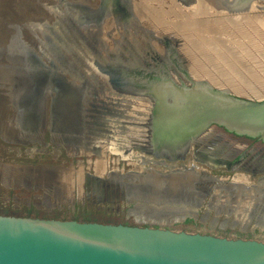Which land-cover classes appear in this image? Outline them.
<instances>
[{"label":"water","instance_id":"95a60500","mask_svg":"<svg viewBox=\"0 0 264 264\" xmlns=\"http://www.w3.org/2000/svg\"><path fill=\"white\" fill-rule=\"evenodd\" d=\"M86 1L88 5L83 8L74 7L78 6L77 4H73L74 6L70 4V10L75 9L74 13L77 12L75 18L71 17L74 13H68V10L64 14L59 9H53L58 26L46 28L50 32L52 42L49 41L48 44L40 42L39 47L35 48L39 51L38 54L33 49L20 54V59L25 60L23 64L9 61L10 71L14 70L12 68L14 65L19 67L21 71L19 74L23 76L25 87L22 90L21 85L13 86L10 79L0 86H5L6 89L5 96H2L3 91L0 90V101L3 102L0 108V121H5L4 113L12 107L15 114L9 123L15 122L16 135L14 141L7 142L1 139L9 144L26 143L18 142L17 136L28 133L27 129L23 128L27 125L30 132L34 133L31 136H36L34 139L41 138L48 128L52 140L57 138L65 148H80L84 146L81 140L83 132L80 121L86 109L83 107L85 101L92 99L95 102L101 99V95H107L104 101L109 98L115 99L116 104L113 106L117 107L116 109L121 108L120 105L123 103L127 106L138 103L147 107L144 121L136 120L143 123L138 124L142 125L138 128L143 130L138 137L140 140L128 142L124 148L121 145L109 146L108 150L112 154H120L123 159L124 155L133 156V150H138L141 153L139 157L144 159L146 164L155 165L157 171L149 167L139 173L130 172L120 177L121 179L118 177L116 181L109 178L103 182L94 177L88 180L96 187L108 188L105 193H108L106 195L109 199L115 200L122 194L121 198L132 204V209L128 213L130 218L144 226L0 215V264H264V242L161 228L183 221L187 216L196 217L198 202L194 207L189 206L185 210L183 205L177 207L183 201L184 195H171L172 202L160 201V204L151 202L164 207L161 214L168 215L170 219L149 220L150 213L154 212L153 210L147 212L143 208L149 201L136 199L129 193L125 196L123 194L124 189L127 191L130 187L139 191L141 185L139 186L140 183L137 182L140 181L135 179L131 184L122 182V179L128 181V176L142 177L155 173L164 176L160 173L167 172L171 167L195 168L210 179L207 184L219 182L216 176L210 177L198 164L209 171L225 169L227 172L237 171V174L240 172L252 177L264 175V158L253 160L249 165L245 162L246 152L231 161L227 155H222L223 157L210 155L202 145L207 137L214 134L215 129L222 130V135L264 142V99L240 97L223 83L217 85L211 83L213 82L211 79L215 81L216 78L222 79L214 74L215 71L207 63L209 55L212 54L203 56L188 46L197 56V63H188L185 59L187 57L181 54L178 57L173 52L164 53L157 35L151 32L148 25H143L145 21L133 9L132 4L135 0H97L95 4ZM175 1L181 3L180 8H186L180 0ZM237 1L246 2V7L256 8L257 3L264 4V0ZM88 6L94 7L91 20L90 16H87L89 15L87 12L91 11ZM124 6L128 9L126 10ZM115 8H119L118 11L124 12L130 18L126 20V24L128 21L132 23V32L144 31L154 40L155 63H143L137 56L128 62L120 54L93 52L87 43L79 38L77 35L79 30L87 31L96 27L100 31L112 27L115 23L118 28L104 39L106 49L113 48V40L120 32H124L126 26L123 21L114 19ZM243 11L250 13L253 10L247 7ZM228 12L240 13L238 10L233 12V9H228ZM79 13L83 15L82 18H78ZM61 23L67 25V33L60 28ZM15 39L19 42L17 36ZM225 54L230 56L228 53ZM190 64H198L199 70L211 77L204 74L194 75ZM228 71L223 73L226 77L222 81L229 79L235 84L233 79H236L237 75ZM94 113L100 118L96 122L93 120L95 123L88 127L91 131L97 132L93 135L98 132L105 135L110 131V138L115 127L126 126L122 123L128 120V116L124 117L122 112L116 113L114 109L104 112L95 110ZM121 138L120 136L119 143L122 142ZM188 155L193 161L191 165L183 163ZM10 168L34 169L27 166ZM237 177L240 175H234L233 179ZM244 177L245 175H242L240 178L245 180ZM260 181L264 186V176H261L255 185ZM246 187L252 186L230 183L223 189H236L238 194H242ZM259 197L248 199L236 218L237 221L246 218L248 222L253 219L255 226L251 227L264 231V192H261ZM136 202L141 203L137 205ZM245 207L247 210L250 209L249 213ZM137 210L146 213V216L136 217L134 211ZM245 225L219 227L220 229L238 227L239 231L244 232L248 228Z\"/></svg>","mask_w":264,"mask_h":264},{"label":"rangeland","instance_id":"374dc122","mask_svg":"<svg viewBox=\"0 0 264 264\" xmlns=\"http://www.w3.org/2000/svg\"><path fill=\"white\" fill-rule=\"evenodd\" d=\"M32 1L33 0H10L9 2L15 8L20 7L21 16L25 18V20L34 22L46 21L47 23L50 22V24H52L54 21L52 19L53 17L46 15L41 11V9L39 10L40 6L37 5L38 2ZM52 1L54 2V0H44L42 2L52 3ZM73 1L74 0H72L71 2ZM89 1L93 4L97 3V0ZM181 1L182 0H180V2ZM136 2L138 3L139 9H141V6H143L147 10V12H144V14L146 15V21L143 23V25L147 26L150 23V26L153 28L154 32L160 35V38L165 42H170L169 40H167L168 37L175 35L176 38H179L176 40L178 45H184L186 46V48H188L190 43L187 42H189L190 39L197 38V34L194 33L195 31H191L189 29H174V23L178 25L180 23L193 20L198 22L204 21L206 23H209L211 27L214 25L213 27L217 31H219V38H212L209 34L206 35V37H208L207 39L213 42L217 47H222L219 42V39H222L227 43L229 47H231V50L234 52V54L229 52L225 47V52L227 50L229 53H226L234 58V62L237 64V74L240 75V77H238L237 75L238 78L233 79L235 84H232V82L230 83V85L232 84V88L237 91L235 94L237 96L249 98L252 100L264 99V26L262 25V22H260V18H262L261 16H264L263 3H258L256 8L252 7L251 10L253 11L249 14L235 15V17L239 18L237 21H229V19H231L233 15L228 14L230 12H227L225 10H216L215 14V12H212L213 9H206L203 10V12H200L199 15L194 16L187 7L185 8L186 11L182 10L183 13L178 12V9H176L175 6L180 8L181 3L179 4V2H176L175 4L174 0H135L134 3ZM156 12H159L158 14L159 16H161V25H156V22L153 19V17L157 15ZM149 13H152V15H150ZM220 25L221 27H223L221 28ZM205 31H202V33H205ZM50 39L51 38H49V40L46 42L47 44L49 41L50 43L52 42ZM17 44H15L13 40L9 42L2 41L0 43V68H3L0 69V77L4 80V82L10 79L11 83L14 86L23 84V86H21L23 90L25 87V83L23 80V76L19 74L21 72L18 69L19 67H15L14 65L12 66L14 70L12 69V71H10L11 66L8 67L9 61H3V59H11L12 61L10 62L15 64H23V62H25V60H23L22 58L20 59L19 55L27 52V50H19L16 46ZM160 44L162 45V47L164 46L162 41H160ZM10 45L11 47H9ZM153 45L155 46V44ZM14 46L15 50L12 48ZM35 53L38 54L39 51ZM191 53H193V51ZM190 54L189 56L183 54V57H191L190 59H193ZM200 54L205 56L202 53ZM209 54L212 53L210 52ZM214 55H212V57L215 58ZM230 56L229 58L231 59ZM193 60L197 63V59ZM209 64L210 66H212V62ZM218 64L221 65L222 63L218 62ZM197 65H190L192 69H190L191 72L195 73V75L203 76L204 73L199 70ZM6 68H8L9 70H7ZM211 75L213 76V74ZM244 83H247V85H244ZM0 90L3 92L5 91V89H2V87H0ZM2 96H5V94L3 93ZM105 97H107V95H101V99L95 102L90 99L88 102L85 101L83 103V107L86 109L81 115L82 122L80 121V123L82 124H80V128H82L81 131L83 132L81 140L84 148H79L80 151H82L80 156L69 157L66 154L65 147L62 146L61 141L58 139H51L50 131L48 128L45 129L43 136L37 139H34L35 136L32 137V132H30V140L29 142H26L24 144H9L0 139V215L15 217H34L54 220H70L85 223L111 225L120 224L130 226H144L130 218L128 213L129 210L132 209V204L124 201V199H122V194L117 199L112 200L108 198V195H106L108 193H105L108 188L104 187L103 189H101V187H97L96 189H94L95 191H90L88 187L89 181L87 182V180H89L90 177H94L95 179L97 178L98 180H102L103 182H105L109 178H112V175L120 178L130 172L139 173L149 167L154 171H157L156 169H158L154 168L155 165L151 166L150 164L146 163L139 164V161H142V158L139 157L141 153L138 150H133V156L130 160L121 158L120 154H112L111 152H109V146L115 147L117 145H121L123 147L125 146V144H128V142H138L140 140L138 139V137L140 135V132H143V130L141 128H138L142 126L138 124L143 123L137 122L136 120L139 119L140 121H144V114L147 112V107L138 103H131L129 106H127L126 103H123V105H120L122 106L121 108L116 109L117 107L115 108L113 106L114 104H116L115 99L109 98L104 101ZM2 103L0 101V108L3 105ZM93 109L97 112H104L109 110L111 111L113 109L116 113L122 112V116H128V120L126 119L122 123L126 126H116L113 136L110 138V131L105 135L100 134V132H98V134L96 135H93V133L97 132L91 131L88 127H90V125L95 123L97 119L100 118L99 116V118H97V116L94 115L95 111ZM14 114V109L12 107H9L8 110L4 113L5 121L3 122L1 120V122H9ZM60 114H62V112H60ZM132 118H134V120H132ZM64 121L66 122L67 119L64 118ZM120 136L122 137L121 143H119ZM227 136L235 141H240L244 144H248V146L252 144L256 147H264V143H260L258 141L253 142L243 138L237 139L233 136ZM19 139H23V137H20ZM146 158L150 159L149 156H146ZM185 161V164L192 163L189 157H187ZM97 164L101 165L100 170L96 168ZM6 165L10 167L27 166L33 168L57 167L64 170H70L71 174L69 175H71V177L69 175H66L65 178L64 175L61 178L62 180L58 178L61 181V185L59 186V190L57 191H55V189H57L58 187L53 189L52 186L46 187L45 185H42V187L38 188L25 189L21 187H15L11 176L9 182L4 183L3 177L4 171L6 170ZM10 169L13 170V168ZM210 173L213 176H217L222 182H230L233 175H240V177L242 175H245L244 178H246L250 182V184L257 182L261 176H264L257 175L256 177H251L248 175L246 176V174L243 173L241 174L240 172H238L237 174V171L227 172L224 169L210 171ZM240 177H237L235 179L237 180V184L240 182L242 183L243 181V179ZM122 182H124V184H131V181H127V179H122ZM206 184L207 183H203L201 184V186L205 187ZM255 186L259 191H264L262 190L264 189L263 184H256ZM102 192H104L105 194ZM253 192L254 197L252 198H259L260 194L258 195L257 190H253ZM94 194L100 195V197H95ZM112 194L114 195L115 192H112ZM123 194L125 196V189ZM103 195L105 197H102ZM178 206H181V204ZM183 206V209L185 210L187 206ZM163 208L164 207L162 206L155 207V209L159 211H161ZM201 210L202 209L195 211L196 216L198 215V218L201 214ZM212 215L210 216L212 217ZM219 218L224 217L220 216ZM150 227L155 226L150 225ZM161 228H169L173 231H183L186 233L211 234L217 237L230 239L241 238L264 242V231L253 228L251 226H248V228L244 232H241L237 229L229 231L228 229H220L219 226L212 227L206 226L205 224L200 225L186 218L183 221H180L172 226H161Z\"/></svg>","mask_w":264,"mask_h":264},{"label":"bare ground","instance_id":"6f19581e","mask_svg":"<svg viewBox=\"0 0 264 264\" xmlns=\"http://www.w3.org/2000/svg\"><path fill=\"white\" fill-rule=\"evenodd\" d=\"M9 1L10 0H8V1L7 0H0V43L2 41L3 42L4 41L9 42V41L13 40L15 44L18 43L16 46L19 50H25V51L26 50H32L33 45L36 46V48L39 47V45L37 46V44H36L37 41H38V44L42 41L45 42V44H47L46 42L48 41V39L51 36H50V32L46 28L47 27L48 28L49 27L54 28L55 26L56 27L58 26L57 22L55 20V17H54V12L52 11L53 9L54 10H55V8L59 9L64 14H66V11L68 10L67 12L72 14V13H74L75 9L71 8L73 10H70V4H71V6H74L73 4H77L78 6H74V7H82V8L84 6L88 5L86 0H74L73 2H71L72 0H69L68 2H67V0H54V2L52 1V3L42 2L44 0H35V1L33 0L32 2H38L37 5L40 6L39 10L41 9V11L44 12L46 15L53 17L52 19L54 21L52 24H50V23H47L46 21L34 22V21L25 20V18H23L21 16L20 7L15 8L14 6H12L10 4ZM181 2L186 7H188V9L191 11V13L194 16L199 15L200 12H203V10H206V9H208V10L209 9L210 10L215 9L218 11H224L225 10L227 12H228V9L229 10L233 9V12H237V10L240 11L239 14L230 13L233 16L243 15V14H249V13H246L244 11L242 12V10H244V8H247V7L252 8V6L246 7V5H247L246 2H243V1L240 2L237 0H182ZM235 5H237V6H235ZM87 8L89 10H91L90 12H87L89 14L87 16H90L89 19L91 20L93 17V14L91 12H94V7L88 6ZM119 8H121V7H119ZM119 8L114 9L115 10V16H114L115 18L114 19L115 20H121L124 22V24H126V20H129L130 18H128V16H126L124 14V12L122 13L121 11H118ZM124 8L126 10L128 9V7H126V6H124ZM230 8H232V9H230ZM136 9H137L136 13L139 16H141V12H142L143 17L141 19L146 21V19H145L146 15L144 14V12H147L146 8L141 6V10L138 7H136ZM76 13L72 14L71 17L75 18L77 16ZM158 13H157L158 17H153V19L157 23H160L161 16H159ZM149 14L152 15V13H149ZM123 16H126V17L124 18ZM82 17H83V15L81 13H79L78 18H82ZM261 17L262 18H260V22H262V25L264 26V16H261ZM27 18H29V17H27ZM238 19L239 18L237 17V20ZM189 22H191V21L183 22V23H180L178 25L175 24V27H176V29L187 30V25ZM207 24L208 23L205 22V25H203V27L206 28L205 33L198 31L199 33L196 36L197 39H194L192 37L193 39H190L189 42H187V43H190L189 45L191 46V48L195 49L198 52L201 50L204 52L205 49H210L209 52H211L212 55H214V54L216 55L215 58L212 57L211 55H209V59H207V63L212 62L211 67L214 68L213 69L215 71L214 73L216 75H219V77H221L222 79H224V77H226L225 76L226 74H223L226 72V70H229L230 71V72L228 71L229 73H232L233 75H238V77H240L239 74H236L237 70H235V69H236L237 64L234 62V59H230L229 56L225 54L228 51L234 54V52L231 50V47H229L227 45V43L225 41H223L222 39H219L220 45L222 46V47H220V49L213 42L209 41L207 39L208 37H206V35L210 34L211 35L210 37L217 39V37L219 35L218 34L219 31H217L214 27L207 28L206 27ZM46 25H47V27H45ZM148 26H149V29L151 30V32L153 34L157 35V38H158L157 40L159 42L162 41V43L164 44V46H163L164 53L173 52L176 54V56L180 57L179 54H181L183 56V54L188 55L191 52L188 48H186V46H182V45L180 46V45H178V43H176V42L174 43V40L175 39L177 40L179 38H176L175 36H171L168 38V40L171 42H169V43L167 41L165 42L164 40H162L160 38V35H158L156 32H154L153 28L150 25H148ZM60 28L63 29L64 33H67L66 32L67 25L65 23H61ZM116 28H118V26H117V24L114 23L112 27H110L108 29L106 28L105 30L103 29V30L99 31L98 28H96V27H94L93 29H89L87 31L79 30L77 32V35L79 36V38L81 40H83L87 43V45L89 46V48L93 52H100L101 54H108L109 52H113L114 54L116 53V54L122 55L124 57V60L125 61L127 60L128 62L133 61V59H135L137 56L139 58V60L143 63H151V62L155 63V61L153 60V56L156 55V51H155V46L154 47L152 46L153 44H155L154 40L151 39L149 36H147V34L144 33V31L140 32L139 30H135L134 32H132L131 30L133 28V25H132V23L130 24L129 21L127 22L125 28L123 29L124 32L123 33L120 32L118 35H116V37H118V38H115L113 48L106 49V47L104 46V41H105L104 39H106V37L109 36L108 34H110ZM16 29H18V30H16ZM42 29L45 30V33H43ZM60 34H61V32H60ZM111 34H113V33H111ZM16 36L18 37V40L20 42L16 41V39H15ZM179 43H181V42H179ZM28 45L32 48L28 47ZM1 46H2V44H1ZM218 46H219V44H218ZM9 47H11V45ZM203 47H205V48H203ZM225 47H226V49H228V51L226 50V52H225ZM12 48L14 49L15 46ZM9 51H10V49H9ZM34 51H37V50H34ZM199 53H201V52H199ZM203 54L207 55L208 53L206 52ZM225 58H227L229 61H227V59H225ZM3 61L5 62V61H12V60L11 59H3ZM218 62L222 63L221 64L222 66L219 65ZM229 63L232 65L230 66ZM194 75H195V73H194ZM206 75L211 77L208 73H206ZM222 79H220V80L216 79L217 80L216 82H214L213 79H211V81H213L211 83H213L214 85H217V83H221V84L223 83V85L229 87L233 93L237 92L232 88V84L230 85L231 81L229 79L226 78L227 80H225V81H222ZM0 80H1V83H0V86H1L5 82L1 77H0ZM20 85L23 86V84H20ZM244 85H247V83H244ZM4 88H5V86L2 87V89H4ZM6 94H7V92H6ZM99 117H97V118H99ZM14 127H15V122L14 123H12V122L2 123L0 121V139L2 138L4 140H7V142L8 141H14L16 138L15 137L16 135H14V133H15ZM23 128L27 129L28 133H30L31 130L27 125H24ZM28 133L20 136L21 138L23 137V139H19L20 137L18 135L17 141L18 142H21V141L27 142L28 139L30 140V137H29L30 135ZM32 134H34V133L32 132ZM210 148H212V145L208 144L203 149L205 151L206 150L209 151ZM66 149H67L68 154L70 156L71 155L72 156H80L81 152H82L77 147L66 148ZM72 150H75V151L70 152ZM208 151H207V153H208ZM140 163H142V164L145 163V160L142 159V161ZM96 168L100 170L101 165L97 164ZM4 173L8 177V179L7 180L3 179V181L9 182L10 176H12L15 187H21V188L28 189V188H38V187H42V185H45L46 187L52 186L53 189L58 187L57 189H55V191H57V190H59V186L61 185L60 179L62 178V176L65 175V178H66V175L71 174V171L70 170H64L62 168H57V167L56 168L37 167L34 169L29 168L26 170L23 168H22V170L21 169H13L12 170V169H10V167H6V170L4 171ZM152 173H154V172H152ZM199 173H201V172L195 168L187 169V168L171 167L170 169H168L167 172L160 173V174H164V176L156 175V173L152 174V175H149V174L145 175V176L143 175L142 177H140L139 175L135 176V177L128 176V181L132 182L133 180L137 179V181H140L137 183H140L139 186L141 185L142 187L140 186L139 191H137L133 187H130L129 189H127V191H125V195L129 193L132 195V197H135L136 199L149 201V202H147L148 205L143 207L147 212L151 211V210H153L152 212H154V214L150 213V215L148 217L149 220L164 221V219H170V217H167L168 215L167 216L162 215L161 213L163 211H159V210L155 209V207H158V206L152 204L151 202H155V204H160L159 203L160 201L161 202H172L173 199H170L171 195H175V196L184 195L185 197L183 198V201L180 202L178 205H180V204L181 205H187L188 204L187 207L191 206L190 208H192L197 204V202L200 204L203 201V199H201V197L203 198L205 195L204 194L205 190H203L204 186H201V184L207 183V181H209L210 179H208L204 175H202V176L199 175ZM69 176L71 177V175H69ZM111 177L115 181H116V178H118L114 175H112ZM58 178H60V179H58ZM62 186H64V185H62ZM189 187L191 189H189ZM256 190H257L258 195L261 192H264V191H259L258 189H256ZM44 199H46V198H44ZM199 199H201V200H199ZM248 199H254V198H248ZM136 203H137V205H139L141 202H136ZM156 214H159V215H156ZM134 215L136 217H140V216L145 217L146 213L137 210L136 212L134 211Z\"/></svg>","mask_w":264,"mask_h":264},{"label":"flooded vegetation","instance_id":"af4514ba","mask_svg":"<svg viewBox=\"0 0 264 264\" xmlns=\"http://www.w3.org/2000/svg\"><path fill=\"white\" fill-rule=\"evenodd\" d=\"M174 2H176V1L174 0ZM132 6H133V9L136 12L137 11L136 7H138V3L137 2L133 3ZM175 8L178 9V12H181V13H183L182 10L186 11L184 8H177V7H175ZM212 12H215V14H216V10L215 9H213ZM222 15H224V14H222ZM260 15H262V14H260ZM140 17L141 18L143 17L142 12H141V16ZM154 17H158V16L156 15ZM189 21H191V22L188 23L187 30L189 29L191 31H195L194 33L197 34V35L199 33L198 31L202 32V31L206 30V28L203 27V25H205L204 21H199V22L198 21H193V20H189ZM229 21H237V17L232 16V18L229 19ZM160 22H161V19H160ZM186 22H188V21H186ZM48 23H50V22H48ZM156 25H161V24L156 22ZM45 27H47V25ZM173 27H174V29H176L175 28V23L173 24ZM206 27L210 28L211 25L208 23L206 25ZM220 27H221V25H220ZM43 33H45V30H43ZM173 36H175V35H173ZM116 38H118V37H116ZM114 40H113V42H114ZM175 42L177 43L176 39L174 40V43ZM38 45L39 44H37V46ZM182 46H184V45H182ZM33 47L36 48V46H34V45H33ZM203 48H205V47H203ZM36 49H34V50H36ZM21 51H25V50H21ZM209 51H210V49H205L204 52L202 50L199 51V52H201L203 54V53H206V52L210 53ZM34 52H38V51H34ZM189 54H188V56H189ZM190 56H192V57L194 56L195 59H197L196 53H191ZM194 57H193V59H194ZM190 58H185L188 61V63H190V62L196 63L193 59H190ZM190 65H192V64H190ZM229 65L231 66L232 64L229 63ZM197 67L200 68L199 65H197ZM213 81L216 82L215 80H213ZM222 134H223L222 130L215 129L214 130V134L210 135L209 137L206 138V140L203 141L202 145L204 147L207 146L208 144L212 145V148H210V150L208 151V153L210 155H212V156H218L219 155L221 157L227 155V156L230 157L229 159L231 161H234V160H236L237 157L242 156L244 154V152H246L245 155H246L247 158H246L245 162L249 163V165L252 163L253 160H262L264 158V147H256V146H253L252 144H250L248 146V144H244V143H242L240 141H235L232 138L228 137L226 134H224V135H222ZM246 140H248V139H246ZM250 141L254 142V141H257V140H250ZM258 142H260V141H258ZM260 143H264V142H260ZM123 148H124V146H123ZM78 149H79V147H78ZM65 150H66V154L69 157H71L72 155L70 156L68 154V151H67L66 148H65ZM73 151H75V150H72L70 152H73ZM130 157H132V156L124 155L125 160H129ZM187 157H189V159L193 163L191 156L188 155ZM186 158H185V160H186ZM140 162L141 161H139V164H140ZM184 162H186V161H184ZM191 164L188 163V164H185V165H191ZM198 166L201 169H203L204 171H206L209 174L210 177L213 176V175H211L210 171L207 170L204 166L199 165V164H198ZM154 168H156V167H154ZM178 168H180V167H178ZM160 169L161 168H159V170ZM187 169H189V168H187ZM199 175L202 176L201 173H199ZM233 176L231 177L230 182H226V181L222 182L216 176L218 178V180H219L218 183L206 184V186L204 187V190L206 191V193L204 195L203 201L199 204V208L197 209V210L202 209L200 211L201 214L199 215V218L197 217L198 215L196 217L187 216L186 218L190 219L194 223L196 222V223H198L200 225H204L205 224L206 226H242V225H245V224H246L245 226H255L254 225V221L255 220L251 219L248 222L246 220V218H245V219H242V221L241 220L237 221L236 215H237V213L241 212V210L244 207L243 205L246 204V201L248 200V198L254 197L253 196V193H254L253 190L257 189L256 186H255L256 182L253 183V184H250V182L245 178V180H243L242 183H244L246 186H252V187H246L245 190L242 191V194H240V193L238 194L236 189H234V190L233 189H226V190L223 189L224 187L229 186L230 183L237 184V180H234ZM3 179H5V180L8 179V177L5 175V173H4ZM4 183H5V181H4ZM242 183L240 182V183H238V185H242ZM258 184L261 185L262 182L260 181ZM88 187H89L90 191H95L94 189L97 188L95 185H92V183L90 184V181H89ZM262 190H264V189H262ZM94 195H95V197H100V195H97V194H94ZM245 209H246V207H245ZM249 210L246 209V212L249 213ZM210 215H212V217ZM220 216H222L224 218H219ZM245 220H246V223L244 222ZM226 229H228L229 231L235 230V229L239 230L238 227H235L233 229L227 227Z\"/></svg>","mask_w":264,"mask_h":264}]
</instances>
